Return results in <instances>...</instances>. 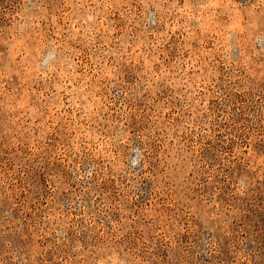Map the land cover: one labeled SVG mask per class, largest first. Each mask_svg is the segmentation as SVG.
<instances>
[{
  "label": "rangeland",
  "instance_id": "rangeland-1",
  "mask_svg": "<svg viewBox=\"0 0 264 264\" xmlns=\"http://www.w3.org/2000/svg\"><path fill=\"white\" fill-rule=\"evenodd\" d=\"M0 264H264V0H0Z\"/></svg>",
  "mask_w": 264,
  "mask_h": 264
}]
</instances>
